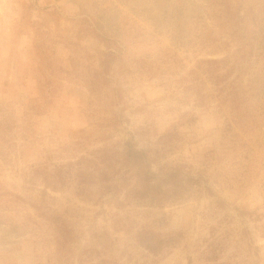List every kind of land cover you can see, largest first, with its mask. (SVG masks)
I'll return each mask as SVG.
<instances>
[{
  "label": "rangeland",
  "instance_id": "rangeland-1",
  "mask_svg": "<svg viewBox=\"0 0 264 264\" xmlns=\"http://www.w3.org/2000/svg\"><path fill=\"white\" fill-rule=\"evenodd\" d=\"M217 1L211 9L207 0H0V264H55V243L34 232L47 227L35 206L76 209L77 247L104 230L121 246L128 236L114 230L111 215L119 212L107 197L89 199L76 184L46 190L34 170L107 146L120 150L131 138L139 149L162 150L155 172L181 165L203 178L200 192L164 210L133 208L169 214L168 230L182 234L158 264H213L202 256L213 242L225 245L218 263L264 264V124L244 135L246 158L228 160L238 174L248 165L247 174L224 181L216 172L226 166L222 156L206 160L226 142L224 94L201 75L199 107L186 75L200 59L227 57L220 65L230 72L227 83L246 85L243 74L261 62L229 41L222 3L264 14V0ZM236 32L242 37L243 29ZM40 105L45 115L36 114ZM173 126L176 136L158 144Z\"/></svg>",
  "mask_w": 264,
  "mask_h": 264
},
{
  "label": "trees",
  "instance_id": "trees-1",
  "mask_svg": "<svg viewBox=\"0 0 264 264\" xmlns=\"http://www.w3.org/2000/svg\"><path fill=\"white\" fill-rule=\"evenodd\" d=\"M207 1L211 9L221 2ZM260 5L259 1L257 6ZM222 6L225 16L224 20L219 21L226 23L224 30H227L229 41L232 40L240 48H250L249 58H256V63L261 62V66L251 65V71L243 74V78L245 74L247 76L246 85L227 83L230 72L222 71L220 67L228 61L227 57L220 60L200 59L196 68L188 70L186 75L194 81L188 89H196L195 96L199 107L205 101V96L200 93L202 86H205V81L198 79L201 75L217 88L218 94H224V97L218 95L219 101L226 104L231 116V119L225 118L223 137L226 142L221 148L208 153L206 160L211 162L216 155L222 156L219 161L225 162L227 166L229 159L236 162L246 158L244 155L249 147L243 141L244 135L248 132L255 133V128L264 124V16L260 17L264 14L252 5L246 11H242L240 5L234 12L227 1H224ZM247 15L249 17L246 19ZM240 29H243V35L236 37V30ZM259 49L261 53L252 55ZM201 64L204 68L199 70ZM222 80H226L223 86ZM49 94L53 102V93ZM49 96L45 94L44 98L49 99ZM47 108L40 105L36 114L45 115ZM236 127L240 128L241 132H236ZM175 130L176 127L173 126L159 138L158 144L176 136ZM86 138L88 139L87 135L83 139ZM232 142L237 143V146L233 147ZM78 145L83 146L84 143L79 142ZM116 147L107 146L90 151L77 159H70L65 164H55L52 167L42 165L34 170L46 190L58 193L76 184L83 189L88 188L89 199L94 200L97 196L99 201L107 197L106 203L119 212L111 215L114 230L128 236L120 246L117 244L119 238L113 237L107 230L95 231L86 244L77 247L80 234H77V227L71 219L72 210L76 209L66 207L44 210L35 206L38 217L47 227L45 230L34 232L42 237L43 241L48 239L55 243V264H158L180 245L182 234L168 230L169 214L163 212L160 216L149 217L144 211H136L133 208L164 210L173 206L184 200L192 190L200 192L203 187L202 176L185 172L181 165L162 166L155 172L153 167L163 159L162 150L139 149L132 138L122 142V149L118 150ZM226 166L216 169L217 174L226 182L239 181L250 168L247 165L245 172L238 174L230 165L229 169H226ZM259 174L260 171H257L255 176L258 177ZM120 212H124V215L121 216ZM144 218L149 219L145 223L137 222L138 219ZM224 250L225 245L220 246V243L213 242L208 244L202 256H207V262L213 264L254 263L249 260L218 263L219 259L216 258Z\"/></svg>",
  "mask_w": 264,
  "mask_h": 264
}]
</instances>
